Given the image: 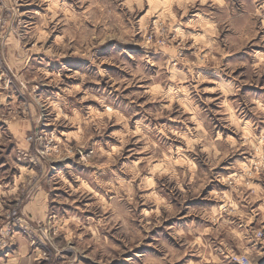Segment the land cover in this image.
<instances>
[{
    "label": "rangeland",
    "instance_id": "rangeland-1",
    "mask_svg": "<svg viewBox=\"0 0 264 264\" xmlns=\"http://www.w3.org/2000/svg\"><path fill=\"white\" fill-rule=\"evenodd\" d=\"M0 253L264 264V0H0Z\"/></svg>",
    "mask_w": 264,
    "mask_h": 264
},
{
    "label": "crops",
    "instance_id": "crops-1",
    "mask_svg": "<svg viewBox=\"0 0 264 264\" xmlns=\"http://www.w3.org/2000/svg\"><path fill=\"white\" fill-rule=\"evenodd\" d=\"M40 204L42 205V203L40 202ZM45 210V209H44ZM6 253H8V255L10 256V250L8 251V252H5V254ZM2 253H0V260L2 259V260H4V261H6V260H8V262H10L12 259H10V257H8V259H7V257L6 256H3V255H1ZM31 259H29V261H30Z\"/></svg>",
    "mask_w": 264,
    "mask_h": 264
},
{
    "label": "built area",
    "instance_id": "built-area-1",
    "mask_svg": "<svg viewBox=\"0 0 264 264\" xmlns=\"http://www.w3.org/2000/svg\"><path fill=\"white\" fill-rule=\"evenodd\" d=\"M240 264H242V263L240 262ZM244 264H246V262H244Z\"/></svg>",
    "mask_w": 264,
    "mask_h": 264
}]
</instances>
